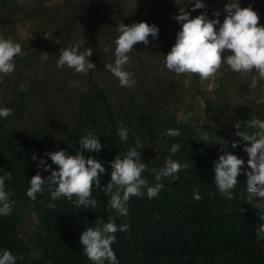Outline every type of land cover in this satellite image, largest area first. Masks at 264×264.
Here are the masks:
<instances>
[{
    "label": "trees",
    "instance_id": "1",
    "mask_svg": "<svg viewBox=\"0 0 264 264\" xmlns=\"http://www.w3.org/2000/svg\"><path fill=\"white\" fill-rule=\"evenodd\" d=\"M124 2L78 0L49 5L42 0H0V34L12 33L22 47V54L14 58L15 70L0 79V106L12 109L8 117L0 118V161L5 163L0 174L12 173L5 184L14 201L11 214L0 216V249L16 255L17 264H92L82 252L79 236L85 227L96 226L97 218H112L117 225H128L126 230L115 233L117 238L112 244L120 264H264V240L255 236L262 222L258 211L264 212V208L258 210L248 201L246 177L238 175L232 199L221 196L212 181L213 161L221 147L215 141L240 139L233 135L234 121L252 116L264 119V104L255 103V97L264 94V80L257 85L260 91L255 92L256 96L250 97L248 90L253 88L249 87V78L227 70L214 98H210L204 95L203 87L208 84L203 83L207 80L200 82L194 74H189L188 80L169 76L162 68V55L170 50L179 29L173 16L185 5L182 0H177L180 4L175 0H141L137 14L134 11L137 19L127 20L126 24H155L159 27L158 38L151 41L149 37L148 45H133L125 69L135 74L136 83L133 87L118 86L117 78L104 67L113 62L114 56L104 48H114L116 26L125 24L122 9H114ZM204 3L206 8L191 16L206 11L212 18L211 14L220 10V0ZM239 3L241 7L251 6L262 24L264 0ZM29 23L47 24L53 41H46L42 32L19 38V26ZM84 41V47L93 50L88 59L96 68L86 74L73 73L67 67L57 69L59 50L76 42L83 47ZM44 56L47 60L43 61ZM232 80L239 85L231 88L241 86L244 89L239 91L250 97L237 110L221 101ZM28 81L32 87L24 88ZM73 82L82 88L73 87ZM201 95L203 103L199 104ZM202 111L208 116L204 119L208 120L205 139L197 128L203 119ZM68 114H72L71 122ZM119 126L128 130L126 143L119 140ZM167 129H179L180 135L166 136ZM86 131L100 135L105 145L98 154L84 150L86 157L93 156L104 165L102 185L110 179L108 162L117 152L123 155L128 147L141 151V159L149 169L142 176L149 184L156 183L150 169L163 166L165 157L187 163L188 167L179 171L175 181L162 178L164 187L157 196H132L126 216L108 209L110 197L95 188L92 195L98 203L94 209L77 208L63 197L54 202L55 208L49 207L52 201L48 185L36 200L29 199L25 195L27 183L38 171L32 154L39 158L59 149L75 154L79 138ZM173 143L181 146L176 153L168 151ZM242 146L233 149L229 143L228 150L246 160ZM48 174L41 172L42 177ZM194 191L199 193V200L193 198ZM27 210L39 218L30 239L21 231Z\"/></svg>",
    "mask_w": 264,
    "mask_h": 264
},
{
    "label": "clouds",
    "instance_id": "2",
    "mask_svg": "<svg viewBox=\"0 0 264 264\" xmlns=\"http://www.w3.org/2000/svg\"><path fill=\"white\" fill-rule=\"evenodd\" d=\"M177 3V0H175ZM185 7L179 9L173 19L179 24L175 40L167 54L162 55L163 66L170 72L180 74H194L200 82L211 78L221 68L245 75L249 78V87L256 88L264 80V25L259 24V15L251 6L241 7L239 0H228L224 5L225 13L220 20V11H214L209 18L206 11H201L194 17L191 13L205 9L204 0H182ZM180 4V3H177ZM188 5L191 7L185 10ZM118 35L111 45H105L104 51H111L114 60L104 67L118 80V86L133 87L136 83L135 74L125 69L130 61L129 53L133 45L142 42L148 45L158 38L159 27L145 21L131 25L120 22L116 26ZM151 37V41L149 39ZM81 47V42H76L59 50L56 68H70L73 73L86 74L96 68L88 59L92 56L91 47ZM22 54L19 42L12 38L0 36V79L11 74L15 68V57ZM264 93V85H261ZM256 104H264V94L255 99ZM12 113L10 107L0 106V118H6ZM233 135L239 140H223L218 138L215 142L221 145L217 159L213 161V183L218 193L232 199L238 184L237 177L242 174L246 177L245 190L249 197L259 198L255 207L264 208V119L252 116L246 120H237L233 123ZM119 140L126 143L128 130L119 126L117 128ZM165 135L175 137L180 135L179 129H167ZM100 136V135H99ZM98 135L86 131L79 138L75 154L64 149L47 151L41 157L32 154L31 159L37 161L36 174L28 181L25 195L36 200L37 194L45 191L48 185L50 192L49 207L55 208V201L63 197L71 201L75 207L82 209L95 208L98 200L92 195L93 188L103 192L110 198L106 207L115 210L119 216L128 213V201L132 196H144L149 199L158 195L164 187L162 178L170 181L178 179L181 169L188 167L170 157H165L163 166L150 169L154 173L156 183L149 184L142 173L148 165L141 159V151L136 147H128L121 155L117 152L115 157L108 162L110 179L101 184L100 177L106 172L104 165L93 156H85V151L99 153L102 145ZM235 149L242 144V151L247 159L228 150V145ZM179 143H173L168 149L176 153L180 149ZM50 160L51 163L47 161ZM53 165L56 167L53 168ZM41 172L49 173L41 176ZM12 173L0 174V216H8L12 212L14 201L10 199L11 192L6 189L5 181L11 179ZM75 197V199H74ZM193 198L199 200L198 192H193ZM262 221L255 229L257 240H264V212L258 211ZM96 226H87L79 236L82 252L92 264H120L112 244L116 241L115 233L124 231L128 225H117L110 218L102 221L97 218ZM18 257L7 249H0V264H17Z\"/></svg>",
    "mask_w": 264,
    "mask_h": 264
},
{
    "label": "rangeland",
    "instance_id": "3",
    "mask_svg": "<svg viewBox=\"0 0 264 264\" xmlns=\"http://www.w3.org/2000/svg\"><path fill=\"white\" fill-rule=\"evenodd\" d=\"M42 1L45 4L55 5V4H59V3H62V2L76 3L78 0H42ZM220 1H221V4L218 3V7L220 8L219 11L221 13L219 18L222 21L223 18H224V15H225V13L223 12L222 8H224V5L227 3V0H223V2H222V0H220ZM140 3H141V0H125L124 4H122L121 7H115L114 9L115 10L122 9L121 13L126 15V20H125V24H126L127 20H131L132 21L133 19L134 20L137 19V16H135L134 11L136 12V8H138V4H140ZM136 14H137V12H136ZM212 14H211V17L214 18ZM14 17L15 18H21V17H18V15H15ZM107 18L109 19V17H107ZM261 22H262V25H264V16L261 17ZM37 32L44 33L46 41H53V39H54V36H53L50 28L47 26V24H45V25L43 24V25H38L37 26L36 24H33V23L24 24V25L19 26L18 37L19 38H25L26 36L34 35ZM12 35H13L12 33L0 34V36H3L4 38H9L10 37V38H12L14 40V37ZM148 56L151 57L150 52L148 53ZM42 60L43 61L47 60V56H44ZM42 68H44V66H42ZM162 68H164V70L169 74V76L180 77L183 80L185 79L184 77H187L186 80L189 79V76H190L189 74L176 75V74L168 71L164 66ZM162 68H160V70ZM226 71H227L226 68H221L220 70H218V72L216 74H214L211 78H209L207 81H205L203 83V84H208L207 86L203 87L204 91H206L204 93V95H206V96H208L210 98H214V91L217 89L218 82L221 81L220 79H222V77L226 74L225 73ZM43 72L45 73V71H43ZM44 73H41V74H44ZM26 83L27 84L23 86L24 88H26V86H30L31 82L28 81ZM184 84H186V82ZM233 85H234V88H236L239 85V83L235 82L234 80L228 82V87H230V88H227L228 91H226L224 93L225 98L222 97V99H221V101L223 103H225L228 107H230V109L237 110V108L239 106L243 107V105H246L248 98H250L252 95L256 96L255 92L257 90L260 91L259 88H253V89H251L252 91L248 90V93H250L249 94L250 97H247V95L244 96V94H242L239 91V90H243L244 89L243 87L239 86L237 89H234V88H231V87H233ZM72 86L73 87L82 88L81 84L75 83V82L72 83ZM30 87H32V86H30ZM184 88H185V85H184ZM201 97H202V95L198 99V103L199 104L203 103V99ZM255 98H259V96H256ZM39 101H40V99H39ZM38 104H39V106L41 105L40 102H38ZM34 107H35V104H34ZM60 110H62V109L60 108L58 111H60ZM60 113H61V111H60ZM202 113L205 115L204 111H202ZM203 114H202L203 119L199 122L200 125L197 128H199V130H201L202 136L205 139L206 136L208 135V134L205 133V131H207L206 127H205V124L208 125V120L204 121V119H207L208 116L206 117V115L204 116ZM68 116L70 117L69 122H71L72 114H68ZM4 165H5V163L3 161H0V170H2L4 168ZM245 193H246L248 201L251 203L252 207H255L256 203L259 200V198H253V200H252L249 197V194L246 192V190H245ZM38 221H39V218L37 216V213H35L34 211H31V210H27L25 212V216H24V219H23V222H22V228H21V231L25 235V238L26 237H28V239L31 238V235H33L32 233H34L36 228H37Z\"/></svg>",
    "mask_w": 264,
    "mask_h": 264
}]
</instances>
